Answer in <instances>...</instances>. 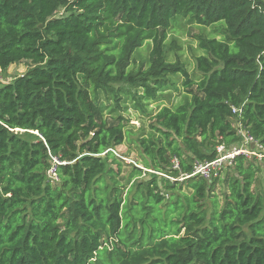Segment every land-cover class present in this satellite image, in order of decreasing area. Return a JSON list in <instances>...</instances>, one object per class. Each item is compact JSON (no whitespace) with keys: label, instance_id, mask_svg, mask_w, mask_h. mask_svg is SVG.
I'll return each mask as SVG.
<instances>
[{"label":"trees","instance_id":"16d2710c","mask_svg":"<svg viewBox=\"0 0 264 264\" xmlns=\"http://www.w3.org/2000/svg\"><path fill=\"white\" fill-rule=\"evenodd\" d=\"M181 24L222 29L199 38L192 72L164 51ZM19 63L0 86V264H264L252 161L178 180L237 144L235 123L264 149V0H0V70ZM130 109L148 122L138 162L173 181L132 167L122 183L110 149L132 135Z\"/></svg>","mask_w":264,"mask_h":264},{"label":"rangeland","instance_id":"374dc122","mask_svg":"<svg viewBox=\"0 0 264 264\" xmlns=\"http://www.w3.org/2000/svg\"><path fill=\"white\" fill-rule=\"evenodd\" d=\"M64 14L65 9L62 8L57 11L55 16L58 17ZM220 35H222V29L218 26L203 28L182 25L180 28H173V30L169 32V35L167 36V40L165 42L166 48L164 49V51L169 61L180 60L181 62L186 63L189 72H192L195 70V58L201 55V50L198 48L199 38L215 37L216 39H220ZM150 52V43H145L138 51L133 54L132 65L135 67H139L141 65L146 67L150 58ZM27 68V63H19L9 66L5 71L0 70V86L11 83L15 79L21 77L25 74ZM180 102H182V96H177L174 94L172 95L169 102H163L164 104L159 105V107H161L162 105L174 107ZM150 108L154 111L157 109L156 105H153ZM128 116L130 118V122L127 129L133 132L132 135L130 137L127 135L126 141L123 145L111 149L112 154L122 161L120 179H122L123 184L128 183L127 178L131 172L132 167H136L138 169L140 168V170H143L142 176L137 180H147L148 178L153 177V175H159L154 171L144 169L141 166L140 162H138L139 158L135 153L134 140L140 137L142 129L145 133L147 132L146 126L148 125V122L145 120L144 123L139 121L138 118L140 117V114H136L131 109L128 112ZM234 127L238 128V132L242 130L238 123H235ZM26 138L30 139V136L28 135L26 136ZM242 140L243 137H241V142ZM238 144H244V142ZM242 149L248 153L247 155L245 154L246 159L252 161L258 168L256 181L253 185V190L255 192L261 193L264 191V153L251 143L243 145ZM228 169H226L222 174L221 179L225 176ZM169 177L173 179L172 175H170ZM134 180H136V178ZM222 190L223 189L220 190L219 188L218 190H216L215 194L219 195L220 191Z\"/></svg>","mask_w":264,"mask_h":264},{"label":"built area","instance_id":"2783aa9c","mask_svg":"<svg viewBox=\"0 0 264 264\" xmlns=\"http://www.w3.org/2000/svg\"><path fill=\"white\" fill-rule=\"evenodd\" d=\"M236 109H232V113H236ZM242 129V128H241ZM238 135L240 137V141L238 143L244 142V144H234L231 146H227L225 144H218L215 148V157L214 159L210 161H195L192 165V171L190 174H180L178 177V180L183 181L186 178L190 177H200L201 179L205 181H211L213 179H220L222 174L225 172L226 169L233 166L234 160L237 156L242 155L245 156L248 153L242 149L243 145H246L248 143L254 144L256 148H258L261 152L264 153V149H262L258 145V141L255 140L252 136H250L247 132H245L243 129L238 132ZM241 137H243V140L241 142ZM110 152L111 149H110ZM60 162L56 158H51L50 162V168L48 170V177L52 180H57L56 177V166L59 165ZM170 168L172 170H179V162L176 158H172L170 161ZM143 171V170H142ZM159 174V176H162L166 179L172 180L173 179L167 175Z\"/></svg>","mask_w":264,"mask_h":264},{"label":"water","instance_id":"95a60500","mask_svg":"<svg viewBox=\"0 0 264 264\" xmlns=\"http://www.w3.org/2000/svg\"><path fill=\"white\" fill-rule=\"evenodd\" d=\"M140 169V168H139Z\"/></svg>","mask_w":264,"mask_h":264}]
</instances>
